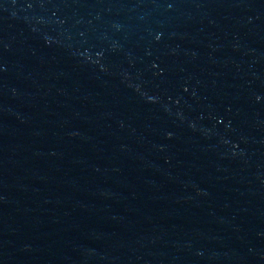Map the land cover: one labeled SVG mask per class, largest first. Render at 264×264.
Here are the masks:
<instances>
[{"label": "water", "instance_id": "1", "mask_svg": "<svg viewBox=\"0 0 264 264\" xmlns=\"http://www.w3.org/2000/svg\"><path fill=\"white\" fill-rule=\"evenodd\" d=\"M0 264H264V0H0Z\"/></svg>", "mask_w": 264, "mask_h": 264}]
</instances>
